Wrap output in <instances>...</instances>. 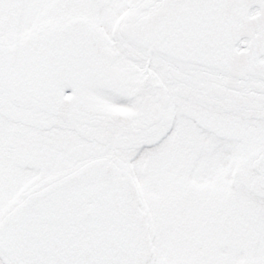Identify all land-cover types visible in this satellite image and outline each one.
<instances>
[{"label": "snow or ice", "instance_id": "1", "mask_svg": "<svg viewBox=\"0 0 264 264\" xmlns=\"http://www.w3.org/2000/svg\"><path fill=\"white\" fill-rule=\"evenodd\" d=\"M0 264H264V0H0Z\"/></svg>", "mask_w": 264, "mask_h": 264}]
</instances>
